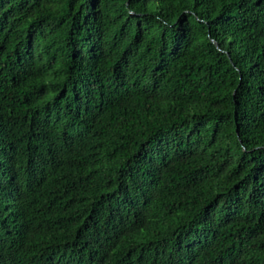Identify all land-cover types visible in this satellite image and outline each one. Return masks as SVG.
Returning <instances> with one entry per match:
<instances>
[{
    "label": "trees",
    "instance_id": "trees-1",
    "mask_svg": "<svg viewBox=\"0 0 264 264\" xmlns=\"http://www.w3.org/2000/svg\"><path fill=\"white\" fill-rule=\"evenodd\" d=\"M0 264H264V0H0Z\"/></svg>",
    "mask_w": 264,
    "mask_h": 264
}]
</instances>
